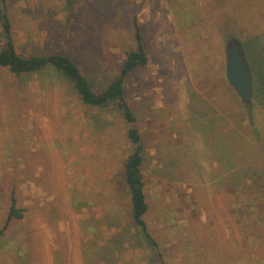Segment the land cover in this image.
Masks as SVG:
<instances>
[{"label":"rangeland","instance_id":"rangeland-1","mask_svg":"<svg viewBox=\"0 0 264 264\" xmlns=\"http://www.w3.org/2000/svg\"><path fill=\"white\" fill-rule=\"evenodd\" d=\"M2 4L21 55L68 53L96 90L136 49L138 22L149 61L126 76L125 98L157 246L132 219L134 146L117 105L85 104L54 73L0 67V230L13 199L25 209L0 234V264H264V93L247 103L227 77L237 39L264 83V0Z\"/></svg>","mask_w":264,"mask_h":264},{"label":"trees","instance_id":"trees-1","mask_svg":"<svg viewBox=\"0 0 264 264\" xmlns=\"http://www.w3.org/2000/svg\"><path fill=\"white\" fill-rule=\"evenodd\" d=\"M0 25L4 38V45L0 49V67H7L19 76L24 73L33 72L57 74L71 83L73 90L85 104L94 107H106L115 103L122 111L124 118L131 124L127 136L134 146L124 164V181L129 187L132 203V219L138 227L145 244L148 247L155 248L157 240L151 233L145 220L149 207L141 168L144 161L145 147L140 130L136 125L137 117L125 98L126 76L138 67L146 65L149 61V55L146 51L138 22H134L136 49L127 52L120 74L105 88L100 90L94 88L92 81L82 72L79 64L68 53L54 52L46 54L33 53L29 56L21 55L17 50L12 23L8 12L2 4V0H0ZM24 212L25 209L18 207L16 200L13 199L6 223L0 230V234L5 231L13 218L24 217Z\"/></svg>","mask_w":264,"mask_h":264},{"label":"water","instance_id":"water-1","mask_svg":"<svg viewBox=\"0 0 264 264\" xmlns=\"http://www.w3.org/2000/svg\"><path fill=\"white\" fill-rule=\"evenodd\" d=\"M227 77L230 84L249 103L253 99V80L240 42L234 39L229 45Z\"/></svg>","mask_w":264,"mask_h":264},{"label":"crops","instance_id":"crops-1","mask_svg":"<svg viewBox=\"0 0 264 264\" xmlns=\"http://www.w3.org/2000/svg\"><path fill=\"white\" fill-rule=\"evenodd\" d=\"M243 52H244V51H243ZM244 55H245V53H244ZM245 59H246V56H245ZM246 61H247V59H246ZM247 63H248V62H247ZM248 65H249V68H250L251 73H252L253 90H254V89H260V92L264 93V83L259 82V80H258V82H255V81H256L255 78L257 77V75H259L257 69H256L255 67L250 66L249 63H248ZM254 69H256V76H255V74H254ZM253 96H254V95H253ZM201 139H202L203 142H205L203 136H201L198 132L195 133V163H196V159H198V157L196 156V155H197V152H196V151H200V150H199V149H200L199 141H201ZM223 145H224L225 147H228V149L231 147V145H230L229 143H228V144L224 143ZM202 149H204V146L202 147ZM261 156H262V155H259L258 157H256V160H259ZM258 165H259V162H256V163H255V166H258Z\"/></svg>","mask_w":264,"mask_h":264}]
</instances>
